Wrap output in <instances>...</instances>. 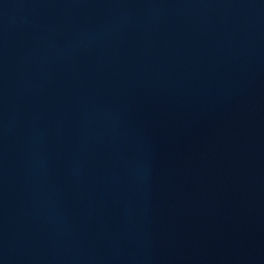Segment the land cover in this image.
I'll use <instances>...</instances> for the list:
<instances>
[{"label":"water","instance_id":"1","mask_svg":"<svg viewBox=\"0 0 264 264\" xmlns=\"http://www.w3.org/2000/svg\"><path fill=\"white\" fill-rule=\"evenodd\" d=\"M0 264H264V0H0Z\"/></svg>","mask_w":264,"mask_h":264}]
</instances>
